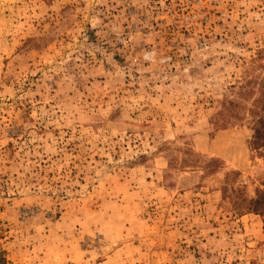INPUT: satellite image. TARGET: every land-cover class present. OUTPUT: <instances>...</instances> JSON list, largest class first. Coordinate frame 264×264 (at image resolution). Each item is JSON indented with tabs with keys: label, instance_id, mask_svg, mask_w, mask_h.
<instances>
[{
	"label": "rangeland",
	"instance_id": "374dc122",
	"mask_svg": "<svg viewBox=\"0 0 264 264\" xmlns=\"http://www.w3.org/2000/svg\"><path fill=\"white\" fill-rule=\"evenodd\" d=\"M0 264H264V0H0Z\"/></svg>",
	"mask_w": 264,
	"mask_h": 264
},
{
	"label": "trees",
	"instance_id": "16d2710c",
	"mask_svg": "<svg viewBox=\"0 0 264 264\" xmlns=\"http://www.w3.org/2000/svg\"><path fill=\"white\" fill-rule=\"evenodd\" d=\"M255 202V205H261V200H259V199H256V201H254Z\"/></svg>",
	"mask_w": 264,
	"mask_h": 264
}]
</instances>
